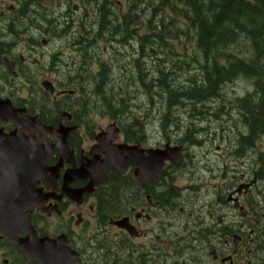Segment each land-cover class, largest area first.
Listing matches in <instances>:
<instances>
[{
	"label": "flooded vegetation",
	"instance_id": "obj_1",
	"mask_svg": "<svg viewBox=\"0 0 264 264\" xmlns=\"http://www.w3.org/2000/svg\"><path fill=\"white\" fill-rule=\"evenodd\" d=\"M25 4L0 0V135L14 134L21 157L33 160L21 177L19 163L0 167V205L17 212L10 229L0 228V264H44L21 249L36 240L49 241L47 264H264V134L233 132L227 119L220 133L196 126L164 134L158 118L126 131L123 120L100 117L88 87H45L21 68L8 18H20ZM34 7L26 19H36ZM23 38L30 48L39 43ZM124 146L178 151L164 162L141 155L136 175L126 150L122 168L107 164Z\"/></svg>",
	"mask_w": 264,
	"mask_h": 264
},
{
	"label": "trees",
	"instance_id": "obj_2",
	"mask_svg": "<svg viewBox=\"0 0 264 264\" xmlns=\"http://www.w3.org/2000/svg\"><path fill=\"white\" fill-rule=\"evenodd\" d=\"M81 2L95 10L90 29L81 21L77 31H70L71 22L68 30L56 28L83 55L82 74L68 71L61 86L88 87L100 110L123 120L126 131L128 125L140 127L143 118L165 119L163 128L180 121L183 134L196 132L187 129L200 123L211 127V118H227L233 132L245 127L250 134H264V0H125L124 7L113 0ZM32 4L42 3L31 0L20 18L4 20L11 36L25 34L21 28L32 20L25 18ZM33 15L31 25H45L39 28L45 34L58 25L51 10ZM100 42L108 43L113 60L121 62L117 78L101 49L90 55ZM239 80L249 82L252 92L230 98L223 88ZM191 118H199L198 124Z\"/></svg>",
	"mask_w": 264,
	"mask_h": 264
},
{
	"label": "rangeland",
	"instance_id": "obj_3",
	"mask_svg": "<svg viewBox=\"0 0 264 264\" xmlns=\"http://www.w3.org/2000/svg\"><path fill=\"white\" fill-rule=\"evenodd\" d=\"M89 1V0H87ZM114 2L121 5V7L125 6V0H113ZM59 3V4H58ZM58 4V9L61 11L59 14H53V17L57 19V24L55 25V29L48 31L49 34L42 33L40 29H36V27L32 26L30 23L24 24L25 26L21 29H25V34L19 37L18 45L15 46V52L17 55L23 56V62L21 60H17L18 62L22 63L21 68L27 71L30 74L31 78L34 80L35 76L37 75L40 78V83L42 81L50 82L54 86L56 81H59V85L61 82H64V75L69 71L76 68L79 62V58L75 55V48L71 47L68 44V37L60 36V31L56 28H64L68 30V25L71 22V29L70 31H77L79 29V23L84 22L85 27L90 29L92 24L93 18L95 15V10L92 8L91 4H84L81 0H43V5L47 7V10H53L55 5ZM9 5V3H8ZM2 11L6 12L7 8L2 6ZM58 11V10H57ZM54 23H51L52 26ZM38 25H40L38 23ZM23 26V25H22ZM45 26V25H42ZM49 26V24H48ZM47 26V27H48ZM53 31L57 33V35L53 34ZM59 33V35H58ZM34 37L39 40L38 45L34 48H30L29 46H25L23 37L26 36ZM86 36V35H83ZM46 40L47 43H42L40 40ZM101 49L102 57L104 59L110 60L111 58V73L114 75L113 77L117 78L119 75L120 63L118 61L113 60L112 53L110 46L108 43H97L90 49V55L95 57L98 54V50ZM179 52H181L180 48H177ZM83 59V58H82ZM110 62V61H109ZM52 63L55 65H52ZM89 64V62H88ZM55 67L56 73H47L48 71L45 69L46 66ZM91 67L94 69L96 68L95 64H91ZM34 73V74H33ZM42 77V78H41ZM112 84H115L117 80L112 79ZM69 87H73V84ZM251 86L249 82L244 80H239L235 84L225 86L223 91L231 97H242L245 95L247 91H250ZM218 100H216L217 102ZM181 112V110H179ZM100 115V114H97ZM144 119V118H143ZM142 119V120H143ZM99 122V121H98ZM108 121L103 120L100 121V125H106Z\"/></svg>",
	"mask_w": 264,
	"mask_h": 264
},
{
	"label": "water",
	"instance_id": "obj_4",
	"mask_svg": "<svg viewBox=\"0 0 264 264\" xmlns=\"http://www.w3.org/2000/svg\"><path fill=\"white\" fill-rule=\"evenodd\" d=\"M48 84H45V87H48ZM15 137V135H13L12 137H5V136H0V167H2L3 171L7 170L9 167L16 166L17 163H19V170L18 173L21 176H24L26 173H30L32 170V165H33V160L32 156L27 154V158L29 159H25L23 156L21 157V152L19 147L17 146V142H12L13 138ZM128 151L131 155V157L133 158V160H131L130 162H135L138 165V169L136 171V175H138L141 170L139 168V162L141 159V155H146L147 157H154L157 160H162V162H164V160L166 158H168L169 156H171V151H178V148H169L168 150H157V151H152V152H144V151H138L135 150L134 148H128L125 146L122 147L120 149V157H119V153L113 152L110 154L109 156V161L107 160V164L111 162H120V168H122L125 165V160L122 159V151ZM21 157V158H20ZM13 158L15 159V161L20 158L19 160H17L16 162H13ZM106 164V165H107ZM103 166H105L103 164ZM8 171V170H7ZM91 176V174H89ZM100 176H103V178H105L104 176L105 174V169L102 168L99 172ZM6 197H8L9 195H5ZM11 209L10 212L8 213L7 210ZM16 205L14 204V206H9V205H5V206H1L0 205V228H9L10 226H7L9 221L11 220V224L15 223V219L11 218L12 216L17 215L16 212ZM1 211L4 213L2 214ZM9 214V215H7ZM7 238V237H5ZM49 241L48 240H41L39 242H33L31 245L34 246L35 248H33L32 246L30 247V253H32L33 255H35L42 263H46L49 262L50 257H51V252H49L47 249H49ZM37 247V248H36ZM26 250L29 254V250L28 247H26Z\"/></svg>",
	"mask_w": 264,
	"mask_h": 264
},
{
	"label": "bare ground",
	"instance_id": "obj_5",
	"mask_svg": "<svg viewBox=\"0 0 264 264\" xmlns=\"http://www.w3.org/2000/svg\"><path fill=\"white\" fill-rule=\"evenodd\" d=\"M144 79V78H143ZM251 90L250 91H247L246 92V94L247 93H251L252 92V88H250ZM225 105H228V103H225ZM211 109V108H210ZM229 109V108H228ZM227 109V110H228ZM236 114V112L234 111V110H232V112H231V114ZM212 119V121H213V124H212V126L211 127H209V125H207V124H205V123H200V124H202V127H204V128H210L211 130H210V132L211 133H214V132H218V133H220L221 132V130H220V127H225L226 125L224 124L225 123V120L227 119V118H223L222 120L224 121H221V120H215V119H213V118H211ZM238 121H239V119L238 118H236ZM198 120H199V118H191V121H193L194 123H196L197 122V124H198ZM231 120L233 121V120H235V118H231ZM177 123H178V126H173L172 128H169V126H167L166 128H163L162 127V129H163V131H162V133H164V134H168V133H181V130H179V128L181 129V127H182V123L180 122V121H177ZM194 123H192V124H194ZM230 125H232V124H230ZM233 126V125H232ZM256 135H258V134H256ZM263 135V134H262Z\"/></svg>",
	"mask_w": 264,
	"mask_h": 264
}]
</instances>
